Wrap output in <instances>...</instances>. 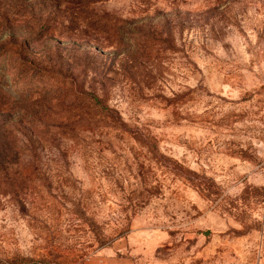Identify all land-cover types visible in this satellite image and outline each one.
<instances>
[{"label": "rangeland", "instance_id": "obj_1", "mask_svg": "<svg viewBox=\"0 0 264 264\" xmlns=\"http://www.w3.org/2000/svg\"><path fill=\"white\" fill-rule=\"evenodd\" d=\"M3 149L0 264H264V0H0Z\"/></svg>", "mask_w": 264, "mask_h": 264}, {"label": "trees", "instance_id": "obj_2", "mask_svg": "<svg viewBox=\"0 0 264 264\" xmlns=\"http://www.w3.org/2000/svg\"><path fill=\"white\" fill-rule=\"evenodd\" d=\"M85 96L86 106L88 109L87 116L101 119L103 122H105V126L109 127L113 131H124L126 127L122 121L120 113L117 110L108 107V105L105 103L106 101L101 99L95 93L86 92ZM0 153L5 154L6 149H3V151H0ZM8 167H10L9 164L5 166V168Z\"/></svg>", "mask_w": 264, "mask_h": 264}]
</instances>
